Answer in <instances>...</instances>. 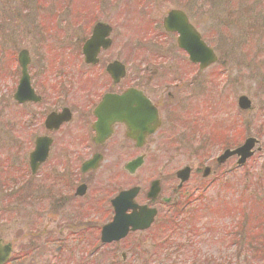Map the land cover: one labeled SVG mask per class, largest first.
<instances>
[{
    "label": "flooded vegetation",
    "instance_id": "flooded-vegetation-1",
    "mask_svg": "<svg viewBox=\"0 0 264 264\" xmlns=\"http://www.w3.org/2000/svg\"><path fill=\"white\" fill-rule=\"evenodd\" d=\"M185 2L189 1L50 0L40 5L32 0L31 6L24 3L22 11L14 12L16 40L9 38L7 23L12 20L6 16L2 21L0 50L6 56L0 68L4 150L0 193L8 199L16 191L30 190L24 200L29 203L31 198L39 209V202H45H34L37 195L40 199L39 186L55 191L45 203L50 209L61 208L63 216L45 215L37 221L34 234L44 246L54 245L55 253L72 258L83 245L86 250L81 252L97 255L98 262L93 257L81 264H100L103 248L112 255L111 261L116 253L120 255L116 264H150L151 248L157 245L152 239L160 235L164 239L168 221L189 213L196 194L212 186L219 173L243 166L237 165L236 156L218 162L221 152L208 158L212 153L208 149L197 166L190 167L186 181L177 176L179 169L174 179L167 176L165 153L159 152L162 144L188 136L195 149L193 137L199 135L194 119L198 94L184 92L189 85L182 81L190 78L191 85L197 83L201 70L177 46L178 34L163 25L169 12L179 11L198 30L195 7L190 12ZM21 50L28 56L25 67L19 63ZM25 70L39 98L20 102L14 93ZM47 142L46 157L35 162L33 171L30 155ZM10 144L16 147L11 157ZM229 148L225 145L222 151ZM132 160L141 164L127 167ZM232 160L235 166L223 170ZM193 173L197 184L187 187ZM133 188L138 189L132 201L135 207L125 214L154 212L153 222L145 230L128 231L122 239L101 242L104 227L115 216L113 199ZM128 203L125 199L118 205ZM68 207L76 208L75 215L66 217ZM157 224L162 232L149 240ZM53 235L58 240H52ZM68 235L75 238L72 246L67 245ZM94 236L99 248L90 250Z\"/></svg>",
    "mask_w": 264,
    "mask_h": 264
},
{
    "label": "rangeland",
    "instance_id": "rangeland-1",
    "mask_svg": "<svg viewBox=\"0 0 264 264\" xmlns=\"http://www.w3.org/2000/svg\"><path fill=\"white\" fill-rule=\"evenodd\" d=\"M31 1L0 0V25L6 16H10L8 13L13 12L12 8L22 11L23 4L28 3L31 6ZM49 1L39 0V4L46 5ZM188 1L189 5L185 2L184 8L191 12L195 7L198 30L214 48L219 60L200 72L197 83L191 85L190 78H184L182 84L189 85L184 87V92L190 95L197 93L198 101L201 100L202 104L201 98L204 97L205 101L206 97H210L209 101L213 107L218 103V99L222 100L221 105L225 108L216 116L219 120L216 125H219L217 137L212 138L210 133L213 128L214 113L207 111L203 104L201 107L198 106L197 111L195 109L194 119H197L195 130L199 131L198 137H193L195 149H191L188 136L184 139L178 138L177 142L169 140L162 144L159 152L165 153L162 161L167 164V176L174 179L172 176L174 172L183 166L194 169L198 161L206 156L204 154L207 147L210 153L212 152L207 157L214 158L222 152L225 145L231 146L232 149L248 136L256 138L257 142L254 144L252 156L242 167L234 168V160L227 162L223 170L227 171L228 167H233L230 172L219 173V178L214 184L199 194L200 198L197 196L198 193L196 194V201L191 202L193 207L187 215L190 218L193 215V218L184 229L182 228L183 230L178 232L172 230L171 234L170 228H166L163 240L170 236L168 241L178 249L171 252L168 249L156 259L160 264H264V0ZM11 20L7 23L9 25L7 28L11 32L9 38L16 40L17 28L14 19ZM26 41L27 39H24V43ZM0 53L1 68L6 54H2L1 50ZM244 54L249 56H243ZM202 88H206L209 94L202 96L203 91H200ZM1 91L0 88V93ZM239 95H245L251 100L250 109H238L236 100ZM0 121H2L1 115ZM235 129L239 132L236 133ZM0 131L2 132L1 123ZM226 132L232 136L228 138ZM1 135L3 133H0V139ZM201 145L203 147L200 148ZM8 147L7 153L11 157L16 147L11 144ZM3 151L0 143L1 156ZM123 162L124 160H120V165ZM150 162L153 164L154 160ZM210 162L212 161L208 163ZM191 178V183L187 187L197 184L198 177L195 173ZM42 188L39 186L36 191L40 199L37 195L34 202L38 200L46 202L47 198L51 200L55 191ZM30 192L29 190L23 194L22 191H16L8 199L0 193V237L13 244L14 252L6 264H81L83 260L89 262L93 257L98 262L97 255L89 257L81 252L86 250V248L82 249L83 245L77 248L72 258H69L67 253H55L54 245L44 246L40 241L38 242V236H34L37 221L43 220L45 215L61 217L63 210L57 206H51L50 209L41 201L39 209H36L38 206L36 203L32 205L31 198L29 203L25 201ZM65 210L66 217L75 215L73 212L76 208L68 207ZM182 216L184 215L178 216L176 220L184 219ZM54 222L52 220L50 224ZM178 223L179 226L183 224L181 220ZM159 224L150 230L151 233L147 237L149 240L162 232L158 228ZM167 224L169 225V222ZM59 225V223L55 224L56 227ZM189 228L197 229L198 234L188 232ZM56 237L53 235L50 238L54 240L57 239ZM162 237L160 235L159 240L152 239V243L159 242ZM67 238L69 239L67 245L72 246L75 238L70 235ZM181 245L183 247L179 248L178 246ZM94 246L99 248L95 236L89 249ZM111 257L112 255L103 248V254L99 257L100 264H114L116 259L120 261L118 253L113 257L114 261L109 260Z\"/></svg>",
    "mask_w": 264,
    "mask_h": 264
},
{
    "label": "water",
    "instance_id": "water-1",
    "mask_svg": "<svg viewBox=\"0 0 264 264\" xmlns=\"http://www.w3.org/2000/svg\"><path fill=\"white\" fill-rule=\"evenodd\" d=\"M180 15V16H179ZM181 13L173 12L171 13L164 21V26L169 31L178 32L179 36L177 38V43L180 48H183L189 55V58L193 62H199L200 67L203 68L216 60V57L213 51L208 48L204 42L200 39L199 34L194 30V28L189 25L186 21L185 16H182ZM19 61L24 66L26 63V55L24 52L20 53ZM15 98L18 100H28L32 99V90L29 87L27 74L24 72L20 84L17 88V92L15 93ZM238 104L241 108H248L249 101L245 96H241L238 99ZM254 139H247L242 147L238 148L233 152H226L224 157L231 155L232 153L241 154L242 158L240 161H244L246 157L250 155V148L253 146ZM184 173V171H181ZM130 192H123L117 198L118 200L123 199L126 196H129ZM136 218H129V216L122 215V213H117L114 221L104 228V235L108 232L113 231L115 233V238H119L124 236L127 231L128 226H132V229L139 228L142 221ZM149 224V221L143 222L141 228L146 227ZM103 240L105 239L103 236ZM10 247L7 244H1L0 241V264H3L7 260L10 254Z\"/></svg>",
    "mask_w": 264,
    "mask_h": 264
}]
</instances>
